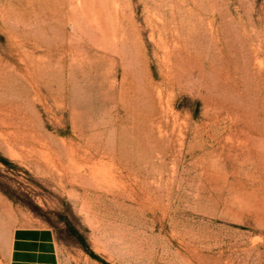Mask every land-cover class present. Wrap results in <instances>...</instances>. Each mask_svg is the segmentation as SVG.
I'll list each match as a JSON object with an SVG mask.
<instances>
[{
  "label": "rangeland",
  "instance_id": "374dc122",
  "mask_svg": "<svg viewBox=\"0 0 264 264\" xmlns=\"http://www.w3.org/2000/svg\"><path fill=\"white\" fill-rule=\"evenodd\" d=\"M24 225L69 264H264V0H0V264Z\"/></svg>",
  "mask_w": 264,
  "mask_h": 264
},
{
  "label": "crops",
  "instance_id": "0c3cea01",
  "mask_svg": "<svg viewBox=\"0 0 264 264\" xmlns=\"http://www.w3.org/2000/svg\"><path fill=\"white\" fill-rule=\"evenodd\" d=\"M8 264H69L62 258L56 229L45 225H24L12 232ZM90 264H99L90 261Z\"/></svg>",
  "mask_w": 264,
  "mask_h": 264
},
{
  "label": "trees",
  "instance_id": "16d2710c",
  "mask_svg": "<svg viewBox=\"0 0 264 264\" xmlns=\"http://www.w3.org/2000/svg\"><path fill=\"white\" fill-rule=\"evenodd\" d=\"M78 236H79L80 238H82L81 235H78ZM86 251H87V253H88L91 257L97 259L98 261L102 262L103 264H109V263H107L106 261H104L103 259H101L100 257H98V256H97L95 253H93L91 250L86 249Z\"/></svg>",
  "mask_w": 264,
  "mask_h": 264
}]
</instances>
